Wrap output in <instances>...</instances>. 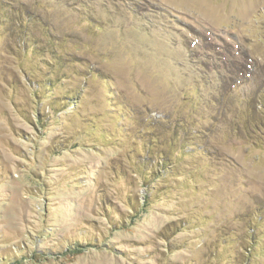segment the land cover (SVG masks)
Masks as SVG:
<instances>
[{"label": "rangeland", "instance_id": "rangeland-1", "mask_svg": "<svg viewBox=\"0 0 264 264\" xmlns=\"http://www.w3.org/2000/svg\"><path fill=\"white\" fill-rule=\"evenodd\" d=\"M0 264H264V0H0Z\"/></svg>", "mask_w": 264, "mask_h": 264}]
</instances>
